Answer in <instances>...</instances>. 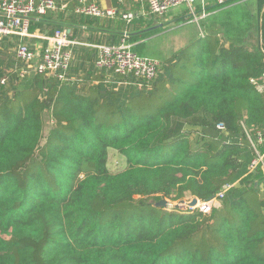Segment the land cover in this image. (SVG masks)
<instances>
[{
	"label": "trees",
	"instance_id": "1",
	"mask_svg": "<svg viewBox=\"0 0 264 264\" xmlns=\"http://www.w3.org/2000/svg\"><path fill=\"white\" fill-rule=\"evenodd\" d=\"M51 15L30 31L61 29ZM14 44L0 41V264H264V173L260 164L247 173L256 153L242 126L253 140L264 134V87L251 81L264 74L259 49L207 37L138 87L132 77L106 82L91 52L62 82L21 79ZM110 151L122 170L108 166ZM226 185L209 213L145 196L207 201Z\"/></svg>",
	"mask_w": 264,
	"mask_h": 264
},
{
	"label": "built area",
	"instance_id": "2",
	"mask_svg": "<svg viewBox=\"0 0 264 264\" xmlns=\"http://www.w3.org/2000/svg\"><path fill=\"white\" fill-rule=\"evenodd\" d=\"M75 1L77 5L74 12L79 15L98 19H123L127 24L136 19V14L132 12L103 7L96 0ZM142 1L147 6L148 14L152 16L162 17L173 8L185 5L190 16L195 17V3L203 0ZM217 2L222 3L224 0ZM57 7L56 0H0V41L6 38L7 41L11 40L15 43L12 47L15 57L14 71L21 79L40 75L55 77L62 82L68 78V70L76 61L74 47L80 43L70 38L65 28L54 29L51 33L45 34L30 31L33 18L43 16L47 11H55ZM33 39L37 40L33 41ZM128 39L129 31L124 29L120 33L118 43L92 45L95 50L94 68L106 74V82L124 76L132 77L138 87H150L161 73V62L134 52ZM6 81L7 79L3 77L0 83L5 84ZM251 81L255 88L261 91L264 87V74ZM124 83L126 81H118L116 86L119 87ZM216 126L221 132H225L226 128L221 122ZM242 126L256 153L255 158L247 166V173L254 172L259 164L264 173V151L260 152L258 148L264 144V134L257 132V138L253 140L246 126L244 124ZM229 187L231 186H224L214 198L207 201L197 199V205L192 209L198 208L203 213H209L213 207L219 206L220 199Z\"/></svg>",
	"mask_w": 264,
	"mask_h": 264
},
{
	"label": "crops",
	"instance_id": "3",
	"mask_svg": "<svg viewBox=\"0 0 264 264\" xmlns=\"http://www.w3.org/2000/svg\"><path fill=\"white\" fill-rule=\"evenodd\" d=\"M56 1L58 7L51 12L50 24L52 26L57 24L61 29L65 28L70 38L80 43L74 47L76 61L84 58L85 52L94 55L95 50L92 45L100 41L106 42L107 39L115 37L114 43H118L120 33L124 29H128L129 34L137 36L133 42L128 39L132 50L136 47L139 54L157 59L161 63L174 58L183 48L207 37L217 39L225 48L230 46L257 48L264 55V0H224L222 3H218L217 0L197 1L195 17L190 16L185 5L173 8L162 17H157L148 14L147 6L142 0H96L103 7L136 14V19L129 24L123 19L100 18L104 19V25L100 27L86 26L68 19L72 16L77 19L80 16L74 12L76 1L74 3L68 0ZM59 12H64L62 18L58 17ZM121 20L125 25L121 30L116 31V26ZM34 21L39 20L33 18ZM108 21L113 23L107 25ZM52 31L48 29L40 31L36 28L31 32L45 34ZM90 36H94L93 41H97H91Z\"/></svg>",
	"mask_w": 264,
	"mask_h": 264
},
{
	"label": "rangeland",
	"instance_id": "4",
	"mask_svg": "<svg viewBox=\"0 0 264 264\" xmlns=\"http://www.w3.org/2000/svg\"><path fill=\"white\" fill-rule=\"evenodd\" d=\"M10 51H12L11 48ZM49 124H51V120L50 117L48 116V113L44 116V128L46 130L47 127H49ZM261 152V150H259ZM108 166L111 167L112 170H122V168L125 167V161L124 158H121L118 156L117 153L110 151L109 152V156H108ZM176 192L174 190L166 192L165 193H159L157 195L154 194V196L152 195H145V196H149L151 199L156 198L157 201H159V199H166L168 201V205L166 207V209L171 210L172 208H175L176 205H179L180 208H185L188 207V202H190V200L192 199V197H184V198H178L177 200H174L172 198V196H174ZM142 196V197H145ZM135 199H139L138 196H135ZM179 200H183L184 203H181ZM197 205V203H196ZM196 205L194 206V208L196 207Z\"/></svg>",
	"mask_w": 264,
	"mask_h": 264
},
{
	"label": "water",
	"instance_id": "5",
	"mask_svg": "<svg viewBox=\"0 0 264 264\" xmlns=\"http://www.w3.org/2000/svg\"><path fill=\"white\" fill-rule=\"evenodd\" d=\"M179 201L181 203H184L183 200H179ZM197 201H198L197 198H192L190 200V202L187 203L188 204V207L189 208H194V206L196 205ZM154 205L157 206V207L162 206L163 208H166L167 205H168V201L166 199H159V201L155 202ZM178 207H179V205H176L175 206V208H178Z\"/></svg>",
	"mask_w": 264,
	"mask_h": 264
}]
</instances>
